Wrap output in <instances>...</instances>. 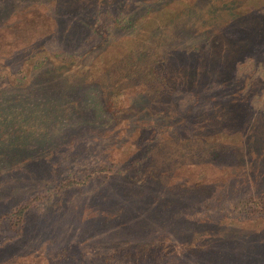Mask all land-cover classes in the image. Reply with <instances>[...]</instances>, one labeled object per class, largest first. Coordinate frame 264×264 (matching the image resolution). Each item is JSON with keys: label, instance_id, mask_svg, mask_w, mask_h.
<instances>
[{"label": "trees", "instance_id": "obj_1", "mask_svg": "<svg viewBox=\"0 0 264 264\" xmlns=\"http://www.w3.org/2000/svg\"><path fill=\"white\" fill-rule=\"evenodd\" d=\"M174 1H0V150L11 156L21 153V145L31 140L24 131L50 138L54 130L40 129L54 125L41 124L45 114L70 120L98 109L117 125L133 117L132 123L140 125V113L161 119L159 126L164 120L177 131L178 140L195 146L189 155L195 158L192 163L204 166L191 178L132 177L131 185L119 186L114 202L106 200V190L97 196V207L108 209L95 210V218L102 217L105 226L148 197L159 198L161 208L169 201L178 215H170L165 231L154 227L152 235L112 245L60 241L35 250L19 264H37L40 257L46 264H264V193L233 205L229 201L228 211L221 205V216L215 219L196 216L201 193L218 185L219 180L207 177L216 169L211 157L230 152L220 148L228 141L214 139L239 134L240 142L246 141L237 129L241 122L253 121L251 100L264 96V0H185L176 6ZM83 39L86 46L80 47ZM15 66L20 67L13 70ZM36 108L42 119L35 116ZM67 143L73 146L74 139L61 146ZM90 146L83 142L79 149L91 155ZM44 149L46 145L37 149L36 156ZM140 150L138 140L135 152ZM49 157L46 153L31 160L32 167L31 158L2 164L0 175L26 170L41 184L57 171ZM101 175L126 178L117 177L123 172L112 167H93L82 177L59 179L53 194L47 192V201L54 194L58 198L85 189ZM4 182L0 180V187ZM38 198L29 197L12 212L0 213V227L7 222L9 229H22ZM178 205L191 210L180 214L184 211ZM111 207L112 215L105 213ZM181 217L192 230L188 240L172 239ZM202 226L207 229L202 231Z\"/></svg>", "mask_w": 264, "mask_h": 264}, {"label": "rangeland", "instance_id": "obj_2", "mask_svg": "<svg viewBox=\"0 0 264 264\" xmlns=\"http://www.w3.org/2000/svg\"><path fill=\"white\" fill-rule=\"evenodd\" d=\"M10 1L5 0V3ZM182 1L176 0L173 4L174 6L180 5L185 2V0ZM23 2L27 4L26 1ZM162 11L166 12L165 8ZM83 45L86 46L84 39L79 46ZM19 67L13 68V70ZM10 79H12L11 75ZM251 101L255 108L251 111L254 116L253 121L249 122V125L241 124V122L239 128L236 125L237 130L243 133L244 137L246 136V141L240 142L238 132V135L230 136L232 138L214 139V141L220 142L221 140L228 141L227 144H221L220 148L230 150V152L215 153L216 156L211 157L210 160L216 169L212 172L209 171L207 177L211 180L214 178L216 181L219 180L218 185L209 187L206 193H201L200 198L197 199L199 206L196 216L215 219L221 216V205H225L228 211L232 207L226 204L229 201L233 205L235 202H244L249 197H256L264 193V132L261 133L260 129L264 128V125L259 126L264 122V96ZM43 115L40 109L36 108L35 116L42 119ZM140 115L144 120L140 125L137 122L132 123L134 117L117 125L98 109H91V113L70 120H57L50 116L47 117L45 114L46 117L40 121L41 124L54 123V125L50 128L46 125L48 128L40 129L54 130L50 138L47 140L38 139L36 134L24 131L23 136L31 137V140L21 145V149H23L21 153L11 156L5 150H0V165H10L19 160L31 158L29 162L32 167L33 161L31 160L36 161L48 153L50 154L49 160L56 163L54 165L57 167V171L43 179L41 184L35 183V178L29 177L26 170H17V172L10 170L0 175V180L5 181L0 187V213L12 212L18 204L29 197L39 196L40 201L38 206L34 207L25 217L22 229H9L7 222H4L0 227V264H19V260L30 258L32 256L30 253L35 250L45 249L44 246L52 248L60 244V241L65 243L76 239L75 241H80V243L100 242L112 245L122 239H139L148 233L152 235L149 230L154 227H161L159 230L165 231L162 227L171 224L170 215H178V212L174 211L175 205H170L169 201H163L161 208L159 198L148 197L149 200L139 205H130L120 218L108 219L107 226H105V220L102 217L95 218L96 212L108 209L105 206H103L104 208L97 207L99 205L97 196L105 193L106 190L108 192L106 200L114 202L115 192L122 186L131 185L129 180L132 177L183 176L191 178L197 177L201 170L204 171L203 165H194L192 161H195V158L189 157L195 149L191 141L178 140L177 131L168 128V124L164 120L159 126L158 122L161 119L145 118L144 113H140ZM79 125L82 127H78ZM39 135L41 136V134ZM71 137L74 139L73 146L67 143V146L62 147L61 143L64 140L68 142ZM138 140L141 150L135 152ZM83 142L91 144L89 147L91 155L87 151L82 153V150L79 149ZM44 145L47 147L46 152L45 149L41 152L39 150V156H36L35 151ZM200 159L199 156L198 160ZM140 160L142 162L137 164ZM184 162H188V164L183 165ZM101 165L112 167L115 172L122 171L123 175L117 177L126 178L122 180L111 178L112 176L106 178L101 175L85 189L75 188L70 194L58 198L54 194V197L47 201L48 193L53 194L51 189L59 179L79 178L83 176L84 172ZM144 194L147 196L146 193ZM221 198L225 199L223 204H221ZM45 201L48 205L42 206ZM184 203H187L186 200ZM177 207H181L180 210L184 211L180 214L188 213L191 210L190 206H187V210L182 205ZM110 210L105 213L112 215V207ZM234 214H236V208L235 213L231 216ZM97 216H101V214H97ZM96 220H99L100 223H97ZM182 220L181 217L175 221L176 230L174 233L176 234H171L174 237L172 239H190L189 235L192 230L189 229V224L183 225ZM205 227L202 226V231L207 229ZM166 233L171 237L170 233ZM1 244L4 246L1 247ZM25 254L30 255L23 256ZM35 262L46 264L42 257L37 258Z\"/></svg>", "mask_w": 264, "mask_h": 264}]
</instances>
